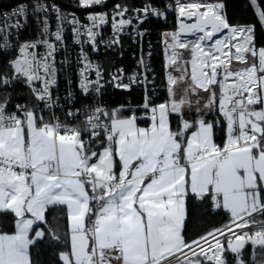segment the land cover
I'll return each instance as SVG.
<instances>
[{
    "label": "snow or ice",
    "instance_id": "snow-or-ice-1",
    "mask_svg": "<svg viewBox=\"0 0 264 264\" xmlns=\"http://www.w3.org/2000/svg\"><path fill=\"white\" fill-rule=\"evenodd\" d=\"M107 5L76 0L87 23L48 0L0 13V264H40L43 246L55 254L49 264H264V46L256 25L232 23L222 0L97 10ZM249 5L264 27L261 0ZM29 7L38 32L21 41ZM169 8L176 28L162 33L166 96L157 103L143 56L142 71L126 77L93 61L85 45L92 53L117 48L126 28L143 37L150 18L167 19ZM69 25L79 94L69 80L61 96L60 74L72 62L57 54ZM106 85L142 87V101L113 106ZM20 89L24 103L16 102ZM192 208L227 221L189 239Z\"/></svg>",
    "mask_w": 264,
    "mask_h": 264
},
{
    "label": "trees",
    "instance_id": "trees-1",
    "mask_svg": "<svg viewBox=\"0 0 264 264\" xmlns=\"http://www.w3.org/2000/svg\"><path fill=\"white\" fill-rule=\"evenodd\" d=\"M25 0H0V12L2 10H6L12 8ZM49 2H55L59 6L67 9H76V10H84L82 8L76 7V0H48ZM117 2H126L129 4H135L139 6L141 4V0H108L107 7H98L97 10L100 9H108L112 7ZM150 3H153L155 6L162 7L164 4L168 3L170 5L174 4V0H149ZM183 2L187 3L189 0H183ZM222 2L226 6V13L231 20L232 23L239 24H254L257 29V38L259 46H264V27H261L258 19L254 13L253 8L249 5V0H222ZM262 5H264V0H261ZM147 26L150 29V39L152 43V56H151V67L153 68V72L155 74V84L157 85L156 91L159 93L158 101H161L165 98L166 92L162 89L163 84V72L164 66L162 61V53L160 49V40L162 37V33L170 30L167 24H163L160 21L150 20L147 23ZM112 60H109V64H114L118 62V60L114 57H110ZM126 60L129 61V58L125 56ZM22 93L21 96H18L17 101L19 103L26 102L23 99V95H26L27 92L25 89L18 90ZM127 99H132L134 103H138L140 101L139 93L135 90H132L130 93H116L111 92L107 96L108 103L111 105L125 103ZM142 123L141 125H144ZM193 215L190 218V222L187 226V234L188 238L191 239L194 234H197L205 229L211 228L213 226H220L222 223L227 221V216L221 213L220 215H206L204 210L202 209H191ZM49 223L55 227L56 221L53 220V215L48 216ZM62 226H66V221H61ZM251 255V246L248 247L246 256L250 258ZM55 254L51 249L47 246H43L37 250L36 258L40 262V264H49V262L54 258Z\"/></svg>",
    "mask_w": 264,
    "mask_h": 264
},
{
    "label": "built area",
    "instance_id": "built-area-1",
    "mask_svg": "<svg viewBox=\"0 0 264 264\" xmlns=\"http://www.w3.org/2000/svg\"><path fill=\"white\" fill-rule=\"evenodd\" d=\"M32 2H34V0H25L22 3L30 4ZM145 2H149V0H141V4L139 6H141ZM19 5H16L12 8L6 9V10H2L0 13L11 12L13 9L18 8ZM167 5H170V4L166 3L162 7L155 6V5L154 6L159 7V8H161V10H163L164 6H167ZM112 7L108 8V9H100L98 11H106L110 14ZM61 8H62V11L65 13H68V14L75 13L83 22L87 23L86 17L88 15V12L86 10L67 9V8H63V7H61ZM28 11H29V20H28L27 27L25 28V30H23V32L21 33V35L19 37L21 41H23L25 39L34 38L38 32L37 24H36L34 18L32 17L31 7H29ZM174 15H176L174 13V10L172 8H169L168 13H167V19L152 17V18H150V20L160 21L163 24H167L170 28L169 32H171L174 29V26H176V16L174 17ZM0 19H2V17H0ZM52 23H53V28H54L55 21L53 20ZM133 24H134V26L139 27V25H137L135 21H133ZM143 28L147 29V32L143 37L136 36L131 28H126L124 33L122 34V37H121L122 43L117 48L105 50L104 46L101 45L99 52L92 53L90 48H88L87 45H85V47L89 51L90 58L93 61L98 62L102 66H104V68L107 69V71L115 72L117 68H123L125 76L126 77L131 76L134 72L142 71V69L139 66V60L142 56L145 58V60L148 62V64L151 67V63H150L151 62V56H152V43H151V39H150L151 32H150L149 27L147 26V23L143 26ZM143 28H141V30H143ZM65 35H66V41H67V48H66V50L62 49L57 54V59H58V61H62L65 57H67L72 63L70 65V67H66L60 74L59 89H60V95L61 96H63L65 94V90L70 87V85L68 84L69 80L72 81L71 88L74 89L77 92V94H79V89H78V87H76L77 81L79 79V77L77 75L79 69H78V65L75 63L77 53L79 52V46L75 45L72 42V32H71V26L70 25L68 26ZM111 35H112L111 25L110 24L105 25L103 28L104 39L107 40ZM149 53H151L150 56H149ZM125 56H127L129 58V61L126 60ZM110 57H113V58L115 57L118 60V62H116L114 64H109V60L110 59L112 60V58H110ZM163 61L165 64V54H164V60ZM151 69H152V72L149 75H150V77L155 78L153 68L151 67ZM164 79H165V77H164V72H163V80L162 81H164ZM106 89H107V95L104 97V99L107 102H108L107 96L111 92H116V93L118 92V93H125V94L129 93V92H126L124 90L115 89L111 85H106ZM162 89L165 92V89L163 88V86H162ZM133 90H135L137 93H139V96H140L139 102H141L142 98H143V94H144V89L142 87H135ZM158 96H159V93L156 91V95H155L154 99L156 100L157 103L160 102L157 100ZM125 103H131L133 105L137 104V103H134L132 99H127ZM119 104H116L114 106H117ZM142 123H146V122H142Z\"/></svg>",
    "mask_w": 264,
    "mask_h": 264
},
{
    "label": "rangeland",
    "instance_id": "rangeland-1",
    "mask_svg": "<svg viewBox=\"0 0 264 264\" xmlns=\"http://www.w3.org/2000/svg\"><path fill=\"white\" fill-rule=\"evenodd\" d=\"M175 13V11H174ZM176 14V13H175ZM176 15H174L175 17ZM176 28V26H174V29L172 31H174ZM169 32V31H167ZM160 49H161V53H162V61L164 60V54H165V45H164V42H163V36L161 37V40H160ZM163 66H164V61H163Z\"/></svg>",
    "mask_w": 264,
    "mask_h": 264
},
{
    "label": "crops",
    "instance_id": "crops-1",
    "mask_svg": "<svg viewBox=\"0 0 264 264\" xmlns=\"http://www.w3.org/2000/svg\"><path fill=\"white\" fill-rule=\"evenodd\" d=\"M141 126H144V125H141Z\"/></svg>",
    "mask_w": 264,
    "mask_h": 264
}]
</instances>
